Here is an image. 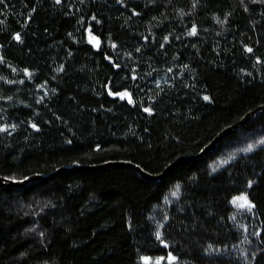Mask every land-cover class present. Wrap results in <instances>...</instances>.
I'll return each instance as SVG.
<instances>
[{
    "label": "trees",
    "instance_id": "trees-1",
    "mask_svg": "<svg viewBox=\"0 0 264 264\" xmlns=\"http://www.w3.org/2000/svg\"><path fill=\"white\" fill-rule=\"evenodd\" d=\"M263 104L264 0H2L0 264H264V112L83 167Z\"/></svg>",
    "mask_w": 264,
    "mask_h": 264
},
{
    "label": "water",
    "instance_id": "water-1",
    "mask_svg": "<svg viewBox=\"0 0 264 264\" xmlns=\"http://www.w3.org/2000/svg\"><path fill=\"white\" fill-rule=\"evenodd\" d=\"M263 112H264V104L263 105H260L256 109L248 112L243 118H241L235 124H233L231 126H228L223 131H221L207 146H205V148L201 152H199L198 154H195V155H191V156L180 157L175 162H173L171 165H169L163 173L158 174V175L150 174V173L146 172L144 169H142L139 165H137L135 163H132L130 161H108V162H105V163H102V164H99V165H88V166H83V167H88V168H101V167L113 166V165L129 166V167L134 168L137 171H139L146 178H148L150 180H157L159 178H162L170 169H172L173 167H175L177 164H179V163H181V162H183V161H185L187 159L201 157L204 154H206L207 152H209L212 149L216 148L217 145L225 137H227L228 135H230L232 133H235L243 125H245L248 121H250L251 119L255 118L256 116H258L259 114H261ZM43 177H46V176L45 175H41V174H36V175H32L30 177H27L25 179L18 180V179H10V178H6V177L0 176V185L1 186H5V187H9V186H12V185H23V184H26L29 181L33 180V179L43 178Z\"/></svg>",
    "mask_w": 264,
    "mask_h": 264
},
{
    "label": "snow or ice",
    "instance_id": "snow-or-ice-1",
    "mask_svg": "<svg viewBox=\"0 0 264 264\" xmlns=\"http://www.w3.org/2000/svg\"><path fill=\"white\" fill-rule=\"evenodd\" d=\"M0 2H2V0H0ZM57 2H59V0H57ZM195 33V28L193 29V33ZM17 40L20 39L19 34H17V36L15 37ZM248 51H251V49H248ZM116 95L121 96V98H124L125 96H129V102L131 103V99H130V94L128 93H116ZM205 99H208V97H205ZM145 111H150V109H145ZM33 127H35V125H33ZM0 131H4V129L0 128ZM264 142V141H262ZM252 148V146L250 145L248 149H246V151H250ZM227 163V161H221L220 164H224ZM215 170V168H213V171ZM179 185L176 186V191L173 192V195H177L179 192ZM233 204H236L238 207H247L249 210L254 207V205H252L250 202L247 201L246 197H237L232 201ZM157 238H159V233H157ZM174 259V258H172Z\"/></svg>",
    "mask_w": 264,
    "mask_h": 264
},
{
    "label": "rangeland",
    "instance_id": "rangeland-1",
    "mask_svg": "<svg viewBox=\"0 0 264 264\" xmlns=\"http://www.w3.org/2000/svg\"><path fill=\"white\" fill-rule=\"evenodd\" d=\"M237 197H246V198H247V201L250 202L249 199H248V197H247L246 195L236 196L235 198H237ZM235 198H233V200H234ZM235 205H236V204H235ZM236 206H237V205H236ZM237 207H238V206H237ZM238 208L241 209V210H248L247 207H238Z\"/></svg>",
    "mask_w": 264,
    "mask_h": 264
}]
</instances>
